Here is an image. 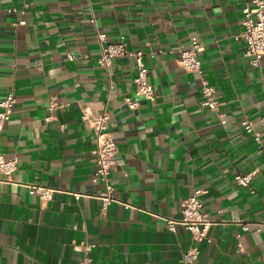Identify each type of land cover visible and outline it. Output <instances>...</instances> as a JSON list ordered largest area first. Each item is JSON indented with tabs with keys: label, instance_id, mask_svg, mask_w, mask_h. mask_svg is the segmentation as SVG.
<instances>
[{
	"label": "crops",
	"instance_id": "obj_1",
	"mask_svg": "<svg viewBox=\"0 0 264 264\" xmlns=\"http://www.w3.org/2000/svg\"><path fill=\"white\" fill-rule=\"evenodd\" d=\"M248 1L0 0V100L18 99L0 153L19 160L11 178L0 172V264H79L85 254L93 264H264V132L256 140L242 125L248 118L258 128L264 113V58L253 67L236 38ZM20 18L26 23L15 25ZM100 33L160 51L145 58L155 101L134 96L131 57L116 58L110 71L99 66ZM193 38L204 43L201 73L177 60ZM201 77L216 87L218 110L201 104ZM86 106L110 112L118 144L116 199L106 207L98 197L105 185L92 181ZM253 170L250 187L235 181ZM29 183L56 191L42 200ZM199 190L212 241L183 262L195 241L165 218L179 220L181 201Z\"/></svg>",
	"mask_w": 264,
	"mask_h": 264
},
{
	"label": "built area",
	"instance_id": "obj_2",
	"mask_svg": "<svg viewBox=\"0 0 264 264\" xmlns=\"http://www.w3.org/2000/svg\"><path fill=\"white\" fill-rule=\"evenodd\" d=\"M30 6L25 3L22 12ZM16 9V8H12ZM242 31L236 35V38L242 39L245 42L244 56L249 59L253 67L260 65L261 59L264 58V0H249L243 8ZM26 20L20 18L15 25L25 24ZM102 45V52L98 57L97 63L102 68L111 70L113 62L116 58L122 56L131 57L135 61L136 74L134 77L135 94L134 96H143L144 98L155 101L157 95L153 84L149 80V65L146 62L147 56H155L160 51L147 50L145 48H132L124 35L117 42H109L105 33L98 35ZM204 50V43L193 38L188 47H179L177 49V60L179 65L184 69L193 72L201 73L202 63L199 54ZM70 57H73L70 55ZM109 87L113 89V81L109 80ZM201 91L203 106L210 107L213 110L219 109V101L216 97V87L206 78L201 77ZM131 95H124V104L129 108H136L138 100ZM18 103L17 96L14 92L8 93L0 100V135L2 134L5 124L10 120L14 108ZM51 106L57 107L59 103L56 100H51ZM110 117L108 110L96 112L90 106L83 109L82 119L90 126L96 138V145L92 150L94 161L97 163V169L92 176L93 182H99L105 185V192L98 197L101 199L103 206L109 205L116 199L115 186L111 183V172L117 161L118 144L113 132L109 129L107 121ZM222 123L226 119L222 118ZM243 129L246 134L253 136L256 140H260L264 132V113L260 118L259 127H255L252 120L245 118L242 121ZM18 157L7 158L0 153V172L6 178H11L12 174L18 167ZM256 170L247 173H238L235 175V181L243 186L250 187L253 176ZM30 193L37 194L42 200H49L53 197L56 188L29 183L27 184ZM254 192V190L252 189ZM202 191H197L195 194L184 198L181 201L182 217L179 220L173 218H165L167 228L171 231L176 229L177 223H182L192 234L195 244L190 246L182 255L183 262H194L198 260L201 249L200 242H211L210 228L212 220L209 218L204 209V203L199 198ZM129 206V204H126ZM243 230H249L248 224H242ZM264 229V222L260 223L258 230ZM92 244L86 247L91 249ZM79 264H93L92 257L85 254L79 261Z\"/></svg>",
	"mask_w": 264,
	"mask_h": 264
}]
</instances>
